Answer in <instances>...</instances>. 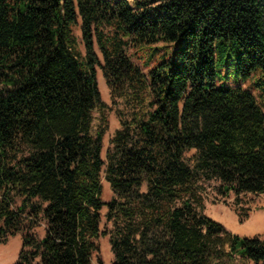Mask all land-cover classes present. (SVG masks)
<instances>
[{
    "label": "trees",
    "instance_id": "trees-1",
    "mask_svg": "<svg viewBox=\"0 0 264 264\" xmlns=\"http://www.w3.org/2000/svg\"><path fill=\"white\" fill-rule=\"evenodd\" d=\"M219 63L259 96L222 87ZM99 68L120 122L108 162ZM212 184L241 224V198L264 194V0H0V246L22 237L14 264H94L101 237L114 264H264L263 238L207 215Z\"/></svg>",
    "mask_w": 264,
    "mask_h": 264
},
{
    "label": "rangeland",
    "instance_id": "rangeland-1",
    "mask_svg": "<svg viewBox=\"0 0 264 264\" xmlns=\"http://www.w3.org/2000/svg\"><path fill=\"white\" fill-rule=\"evenodd\" d=\"M110 1L114 2L115 0H110ZM75 34L78 38L79 49L83 54H85V47L82 42L80 27L75 28ZM96 51L101 57V54L99 53L97 47H96ZM134 61L137 62V60ZM221 68L222 65L219 63L218 69L220 70V72H219L218 83L222 84V87H228V86L232 88L242 87L244 89L251 90L257 97L259 96V92L253 88L252 81L237 83V80L235 79V75H234L235 66H232L231 68L224 66V68L222 69ZM228 73H232L231 74L232 80L230 81H228V79H226L225 77ZM98 82H99V88L102 95V99L108 105V108L105 111L106 131L103 136V151H102V157L104 161L108 162V156L114 149L113 140L116 132L120 129V122L117 116L116 107L113 104V99L110 89L106 84V80L100 68L98 69ZM94 118H95L94 127L95 129H97L98 126L102 123L101 116L98 113H95ZM194 153L195 151H192L186 155V158L189 162H192V156ZM102 182L104 186V200L108 202L113 197V192L110 188V185L106 181V167L104 168L102 173ZM143 191H146V187L143 188ZM204 196H205L206 213L209 217L213 215L215 216L216 213V215L219 216V218H225V216L229 215L228 212L224 211L225 207L232 206L235 202L234 196H231L227 199H223L221 195L217 193L215 186L213 184L208 188ZM241 204L244 208L243 209L244 214H247V219L245 223L241 224L239 221V216L237 214V211L235 210V214L237 218H235L234 223L229 224L228 226L229 230H232V232L242 236H248V237L259 236L264 239V218H261L259 215H257L258 213L256 214V211H258L261 208V205L264 204V195L243 196L241 198ZM106 214H107V208L105 207L102 210V223H101L102 230H105V227L107 226ZM38 233L40 237L43 236L44 227L39 228ZM98 245L100 251L98 254H96L94 258V264H98V259H101L104 264H114V255L111 251L109 238L101 237L100 240L98 241ZM238 264H252V263L251 262L243 263L242 261H240L238 262Z\"/></svg>",
    "mask_w": 264,
    "mask_h": 264
},
{
    "label": "crops",
    "instance_id": "crops-1",
    "mask_svg": "<svg viewBox=\"0 0 264 264\" xmlns=\"http://www.w3.org/2000/svg\"><path fill=\"white\" fill-rule=\"evenodd\" d=\"M264 195V194H261ZM264 204L261 205V208L256 211V214L259 215L261 218H264ZM225 212H228L229 215L225 216V218H219V216H210L215 221L223 224L225 227L229 229V224L235 222V218H237L235 214V208L232 206L225 207ZM234 214V215H232ZM253 214V213H252ZM254 215V214H253ZM227 220V221H226ZM232 231V230H231ZM23 241L21 236H17L12 239L7 245L0 246V263L1 264H14L19 257V253L22 249Z\"/></svg>",
    "mask_w": 264,
    "mask_h": 264
}]
</instances>
